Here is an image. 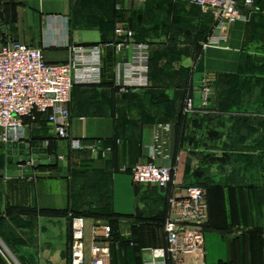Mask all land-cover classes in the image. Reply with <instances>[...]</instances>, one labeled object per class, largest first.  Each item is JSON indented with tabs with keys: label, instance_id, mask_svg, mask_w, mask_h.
Here are the masks:
<instances>
[{
	"label": "crops",
	"instance_id": "crops-1",
	"mask_svg": "<svg viewBox=\"0 0 264 264\" xmlns=\"http://www.w3.org/2000/svg\"><path fill=\"white\" fill-rule=\"evenodd\" d=\"M245 10V21L228 28L227 49L203 50L212 18L180 1L0 0V38L41 48L48 63L67 62L70 45L112 41L117 24L151 55V86L138 93L117 85L122 56L112 48L103 54L102 84L73 88L72 134L96 143V154L63 144L66 168L16 164L0 144V264H69L72 216L111 224L110 264H142L149 250L166 249L169 199L187 186L205 191L208 220L200 252L186 262L264 264V7ZM149 13L167 25L161 40L145 31ZM205 72L216 80L208 108L183 114V96L199 105ZM166 125L171 160L184 154L185 170L182 186L160 191L134 183L130 170ZM30 141L44 143L43 160L59 149L42 118Z\"/></svg>",
	"mask_w": 264,
	"mask_h": 264
},
{
	"label": "built area",
	"instance_id": "built-area-1",
	"mask_svg": "<svg viewBox=\"0 0 264 264\" xmlns=\"http://www.w3.org/2000/svg\"><path fill=\"white\" fill-rule=\"evenodd\" d=\"M171 1L195 5L203 14L211 16L213 24L202 43L203 50L227 49L228 28L245 21L242 7L254 6V0ZM109 48L122 56L117 79L121 91L138 92L151 86L150 46L136 42L134 32L124 24L114 28L112 41L89 46L70 45V59L64 63H48L41 48L0 38V144L31 142L28 129L42 118L52 126L56 139L70 150L96 154L99 150L96 143L73 136L69 105L75 86L102 84V58ZM215 82L214 74L205 72L196 88L199 105L195 106L193 95H186L183 114L208 108ZM168 132L167 125L157 127L146 159L130 170L134 183L160 191L170 185L182 186L185 156L182 154L172 162ZM207 220L205 191L199 186L185 187L182 195L169 199V214L164 224L166 249L160 253L149 250L142 264H189L186 258L198 254L202 248ZM122 236H130L129 228ZM112 237V226L106 220H93L87 226L82 217L72 216L69 264H110Z\"/></svg>",
	"mask_w": 264,
	"mask_h": 264
},
{
	"label": "water",
	"instance_id": "water-1",
	"mask_svg": "<svg viewBox=\"0 0 264 264\" xmlns=\"http://www.w3.org/2000/svg\"><path fill=\"white\" fill-rule=\"evenodd\" d=\"M58 147L57 154L51 155L48 159L43 160L40 159V155L47 154V149L44 148L43 142L32 141L20 144L13 142L6 144L9 162L13 161L16 164L33 163L36 166L49 165L66 168L68 167L69 159L64 155L63 143L60 142Z\"/></svg>",
	"mask_w": 264,
	"mask_h": 264
},
{
	"label": "rangeland",
	"instance_id": "rangeland-1",
	"mask_svg": "<svg viewBox=\"0 0 264 264\" xmlns=\"http://www.w3.org/2000/svg\"><path fill=\"white\" fill-rule=\"evenodd\" d=\"M165 1H170V2H177V1H171V0H165ZM262 4H263V6H260V7H258V9L257 10H255L254 9V6H255V4H254V6L253 7H251V8H247V10H245L246 12H249L251 15H256V13H258L259 14V12H261L262 11V9H263V7H264V1H262ZM149 11H150V9H148ZM156 16L154 15V14H150L149 13V15H148V26H147V28H146V33H147V35H157V37L159 36V34L160 33H164V34H166L167 33V31L168 30H166V24H164V25H159V26H157L156 24H155V22L157 21L156 19ZM168 29H170L171 30V28H168ZM132 30V29H131ZM133 31V30H132ZM134 32V31H133ZM197 35V36H196ZM135 36V35H134ZM197 37H198V40H200V42L203 40V38L205 37V36H201L199 33H196L195 35H194V39H193V41H198L197 40ZM158 39L159 40H161V38L160 37H158ZM199 42V43H200ZM142 43H146V42H142ZM199 43L197 42V44H198V46H199ZM148 46H150L148 43H146ZM33 46V45H32ZM141 91V90H140ZM123 92H125V91H123ZM129 92H131V93H138V92H132V91H130L129 90ZM29 130V132H28V138L29 139H31V128H29L28 129Z\"/></svg>",
	"mask_w": 264,
	"mask_h": 264
},
{
	"label": "trees",
	"instance_id": "trees-1",
	"mask_svg": "<svg viewBox=\"0 0 264 264\" xmlns=\"http://www.w3.org/2000/svg\"><path fill=\"white\" fill-rule=\"evenodd\" d=\"M193 6H195V5H193ZM150 57H151V55H150ZM151 59V58H150ZM186 96V95H185ZM185 96H183V98L182 99H184L185 98ZM182 105H183V100H182Z\"/></svg>",
	"mask_w": 264,
	"mask_h": 264
}]
</instances>
